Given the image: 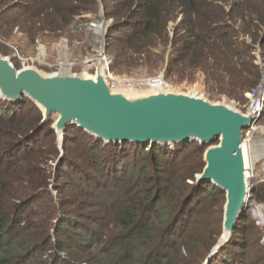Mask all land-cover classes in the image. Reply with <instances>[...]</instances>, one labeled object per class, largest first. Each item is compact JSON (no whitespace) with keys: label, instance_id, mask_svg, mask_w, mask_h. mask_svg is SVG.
<instances>
[{"label":"trees","instance_id":"trees-1","mask_svg":"<svg viewBox=\"0 0 264 264\" xmlns=\"http://www.w3.org/2000/svg\"><path fill=\"white\" fill-rule=\"evenodd\" d=\"M97 5L0 0V39L15 27L32 40L64 30ZM106 15L115 19L107 46L117 60L167 46L168 22L180 15L168 75L201 72L213 97L243 104L261 82L264 0H115ZM53 123L30 99L0 96V264H264V244L252 252L263 231L246 216L206 262L226 203L224 190L196 183L208 145L105 143L69 125L61 156Z\"/></svg>","mask_w":264,"mask_h":264},{"label":"water","instance_id":"water-1","mask_svg":"<svg viewBox=\"0 0 264 264\" xmlns=\"http://www.w3.org/2000/svg\"><path fill=\"white\" fill-rule=\"evenodd\" d=\"M100 19L105 22L103 6ZM102 54L105 60V51ZM0 96L14 102L26 97L34 102L43 113V123L54 121L61 150L69 125L105 143L154 146L197 141L208 145L205 168L196 183L212 182L225 191L226 203L222 235L207 261L233 237L249 193L242 142L243 130L255 120L251 106L242 111L163 86L112 89L104 64H99L94 74H44L31 65L17 68L10 57L2 54Z\"/></svg>","mask_w":264,"mask_h":264},{"label":"rangeland","instance_id":"rangeland-1","mask_svg":"<svg viewBox=\"0 0 264 264\" xmlns=\"http://www.w3.org/2000/svg\"><path fill=\"white\" fill-rule=\"evenodd\" d=\"M97 2L96 14L87 13L77 16L68 28L64 30L57 29L55 31L45 30L35 40L30 39L28 34L23 32L19 27H15L10 38L6 40L0 39V44L4 47V53L1 51L0 54L10 57L15 66H20L18 68L31 65L37 67L44 74L72 72L85 75L95 73L96 68L103 61L101 56H103L102 52L105 51L112 75L109 78L110 82L117 83L116 80L124 75L135 78H151L164 75L167 83L166 87L172 92L198 94L212 102L225 103L242 111H247L250 107L252 101L250 97L251 92L245 94L247 101L244 104L239 100L230 99L226 96L213 97L208 91L206 77L201 72L194 73L190 69L185 68L176 70L168 75L167 70L173 57L172 42L176 34V26L182 16L179 15L177 19L169 20L168 32L170 34V41L167 46H155L154 43L149 44L147 46L148 50L144 49V52L117 60L116 54L113 51L110 52L111 49L107 46L108 32L110 27L115 23V19L107 16L106 10L107 7L111 8L115 0L105 2L97 0ZM101 6L104 8L105 22L100 19ZM88 23H93L95 26L91 27ZM97 26L101 27V30ZM104 41L106 42L104 43ZM256 56L257 62L261 64L263 70V78L264 56L262 51H257ZM115 63L118 64L113 68L112 66ZM75 130L71 134H75ZM246 144H248L249 148H262L264 150V111L255 127L251 129L249 136L246 137ZM177 145L182 144L175 143L168 146L176 148ZM60 152L62 156L64 150ZM54 169H56V163H54ZM262 184L264 185V157L258 163L256 170L250 173V202L243 212V217L246 216L248 221L260 227V230L263 231L262 237L264 240V191L259 192L258 188L262 187ZM255 185L262 199L255 197V193L252 190ZM54 194L56 195V192ZM243 217L238 222L245 223V220L244 222L242 221L245 219ZM261 244L263 245L264 241L255 245V249L252 251L253 255L256 254Z\"/></svg>","mask_w":264,"mask_h":264},{"label":"built area","instance_id":"built-area-1","mask_svg":"<svg viewBox=\"0 0 264 264\" xmlns=\"http://www.w3.org/2000/svg\"><path fill=\"white\" fill-rule=\"evenodd\" d=\"M107 61V76L108 79L112 77L111 72H110V63L105 58ZM117 83L110 82L111 88L112 89H117V88H137V89H148L152 87H157V86H163L167 88L166 86V80L164 75H159L157 77H151V78H135L132 76H122L119 77L117 80ZM250 97L252 99L251 101V107L255 111V120L253 124L248 128L243 130V136L244 139L249 136V133L252 128L255 127L257 121L261 118L262 113L264 111V77L262 78L261 82L259 85L250 93Z\"/></svg>","mask_w":264,"mask_h":264},{"label":"bare ground","instance_id":"bare-ground-1","mask_svg":"<svg viewBox=\"0 0 264 264\" xmlns=\"http://www.w3.org/2000/svg\"><path fill=\"white\" fill-rule=\"evenodd\" d=\"M97 22V21H96ZM91 27L95 26L93 23L90 24ZM97 28L101 30V27L97 26ZM104 55L101 56V58L103 59ZM106 58V56H105ZM100 64H104V67L106 69L107 67V61L103 59L102 62H100ZM190 95H198V94H190ZM200 96V95H198ZM242 148H243V154H244V165H245V175L247 178V184H248V190L249 193L247 194L246 197V204L245 207L249 204L250 202V198H249V194H250V187H249V178H250V173L254 172L257 168L258 163H260V161L263 159V154H264V150L262 148H249L248 144H246V139L243 140L242 142Z\"/></svg>","mask_w":264,"mask_h":264}]
</instances>
